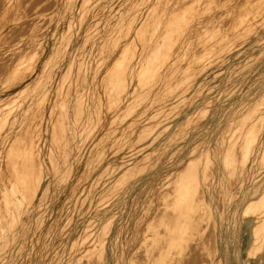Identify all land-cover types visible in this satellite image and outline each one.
<instances>
[{
    "label": "rangeland",
    "instance_id": "374dc122",
    "mask_svg": "<svg viewBox=\"0 0 264 264\" xmlns=\"http://www.w3.org/2000/svg\"><path fill=\"white\" fill-rule=\"evenodd\" d=\"M162 2L71 0L68 3V0H57L47 10L28 7L29 18L15 27L17 32L25 31L34 22L31 17L35 16L40 25L33 31L36 38L32 39L33 33L29 30L11 42V27L4 31L0 38V99L4 102L1 115L11 118V143H15L10 144L11 150L20 149L24 138L27 141L36 138L40 121L44 138L40 142L39 161L43 168L40 190L32 199L22 200L21 218L0 232V264H50L40 255L54 235L55 220L60 214L70 215L74 223L85 225L75 235L86 231L107 236L106 241L112 238L109 264H130L131 261L134 264V260L135 264L157 262L162 229L156 213L161 212L159 197L162 194H170L173 202L170 205H174L168 226L171 233L166 238V243L174 239V248L172 256L160 264H206L209 260L206 255L211 252L212 239L217 234L202 196H206L203 191L214 172L217 183L210 187L215 191L217 212L221 197L226 198V213L217 215L218 219L224 216L220 221L223 238L218 243L220 264H240L244 260L255 264L257 258H260L259 264H264V217L253 220V229L259 230L253 235V241L250 229L245 228L248 218L243 211L244 201L258 196L257 192H244L254 186L261 189L264 185V52L259 54L255 46L250 51L252 57L242 52L235 57L227 54L226 59L234 60L232 69L238 71L234 73V81L223 80V63L216 65L218 59L213 56L216 62L205 61L198 72L207 76L208 84L185 90L186 76L196 72L194 66L198 57L208 55L205 50H196L201 44L206 47L220 40L219 26L207 33L205 30L225 16L220 14L213 24L202 16L181 41L175 39L172 63H177L170 67L169 61L163 63L161 59L170 45L165 32L174 26L172 16L166 11L169 4L161 7ZM177 3L175 13L181 17V22L176 31L185 28L189 16L197 13L205 0H177ZM238 4L240 1L237 8ZM13 7L9 9L11 13ZM41 14L51 16L43 22L39 20ZM158 18H162L161 21ZM147 26L154 32L145 40L143 31ZM214 30L216 32L212 33ZM173 36L180 37V34ZM252 44L253 39L246 46ZM25 48L30 57L27 61L34 62V66L17 73V77L23 76L21 82L9 86L7 73L12 58ZM53 49L57 51L54 58ZM153 52L156 57L150 55ZM116 57H119L117 69L110 74L111 92L108 96L103 94L102 100L98 95L99 81L112 68ZM125 66H128L126 72ZM146 68L144 74H139V69ZM182 90L186 94L182 104L186 114L174 113L169 103L175 100L174 94ZM9 93L11 97L7 98ZM159 97H163L164 102L159 101ZM101 103L106 115L105 126L110 128L106 133L115 135L111 138L115 144L105 149L104 158L92 171V178L84 180L79 178L84 159L105 133V129L95 124L101 114ZM176 121L180 127L170 129ZM132 124L135 129L131 128ZM62 133L64 137L60 140ZM63 141L67 143L65 146ZM153 142L156 144L152 145ZM8 158L15 161L18 153H11ZM233 158L235 162L231 161ZM188 171L196 174L198 182V194L192 202L180 197L185 192L178 196L179 184L188 180ZM72 187H75L74 192ZM221 188L226 192L222 194ZM167 231L164 229L163 233ZM71 235L67 231L54 235L51 241L58 245L59 251L63 247L68 251ZM254 247L255 251L249 254Z\"/></svg>",
    "mask_w": 264,
    "mask_h": 264
},
{
    "label": "bare ground",
    "instance_id": "6f19581e",
    "mask_svg": "<svg viewBox=\"0 0 264 264\" xmlns=\"http://www.w3.org/2000/svg\"><path fill=\"white\" fill-rule=\"evenodd\" d=\"M56 1L57 0H0V9L2 7H4L3 11L2 12L0 11V30L2 28H4V30L2 32L0 31V38L1 37L3 38L4 31L8 30L10 27H11V36H12L11 42L15 38L20 36L21 34H23V33L25 34V32H29V30H30L31 34L33 33V35L31 36L32 39L36 38V36H35L36 33H34V32L39 29L40 25L36 23L37 18L35 16L31 17L34 19V22L30 26H28L25 29V31L17 32L15 30H17L18 28H15V27L19 26L22 22L26 21L29 18L28 14L30 13V11L27 9L28 7L35 8L38 6L37 8L40 11L44 10V9L47 10V9L51 8L53 5H55ZM70 1L71 0H68V3H70ZM238 1H240V4L242 3L241 5L238 4L239 8H237V5H236L238 3ZM160 4H161V7H165L169 4V6H167L166 11H168V13H170V15L172 16L171 17L172 18V24L174 26L171 29H167L165 32L166 40L168 39L170 41V45H169L167 52L165 53L164 57L161 59V62H163V63H165L166 60L169 61L168 65L170 67H172L173 65H175L177 63V62L172 63V61H173V55L172 54H174L175 50H176L175 39L181 41L184 38L186 32L188 33V30L190 31V29L195 26L194 24H195L196 20L201 18L202 16H205L207 18V20L212 22V24L215 20L218 19L220 14L224 13V16H225V17L220 18L216 25H212L209 29L205 30L207 33L208 31H211V29H214L216 26H219L217 30H218L219 35H220V38H219L220 40L213 41V42L209 43L206 47H204V44H201L200 45L201 47L198 48V50H196V52L205 50L208 52V55H205V56L201 55L198 57L197 64H195V66H194V69L196 70V72L193 74L191 73L188 76H186L187 78L185 80V85H186V87L184 88L185 90L192 89L196 86L203 87L204 85L208 84V82L210 80L207 78V76H204L203 74L199 75V73H198L199 71L202 70V68L204 67V63L207 60L216 62L215 59H218L215 64L219 65V64L223 63L222 66L225 68V75L223 76V80L234 81L235 80L233 77L234 73H237L238 71L232 69V65L234 64V62H233L234 60L226 59L227 54H231V55H233V57H235V56L239 55V53L242 52L243 54H247L246 55L247 57H252V54L250 53V51L253 48H255V46L258 47L257 52L259 54L264 52V44H263L264 43V0H205V3L200 6V10L197 13L193 14L192 16L191 15L189 16V21L188 22L186 21L185 28L180 29L178 31H176L175 28H177V26L180 24L181 17L175 13L176 8L179 6V4L177 3V0H163L162 3H159V6H160ZM13 6L15 7V9L11 13V11L9 9ZM159 6H158V10L160 8ZM170 7H174V8H172L170 10ZM222 8H224V10H221ZM183 11H185V9ZM153 14H155V12ZM172 14H174V15H172ZM50 16H51L50 14H41L39 16V20L44 22ZM161 19L162 18H160L159 20L161 21ZM198 23L199 22L196 23V27H197ZM155 25H156V23H155ZM159 25H160V23H159ZM161 25H163V23ZM42 26H43V24H42ZM147 27L143 31V33H144L143 35H144L145 40H146V38L149 37V35H151L152 32H154V31L149 30V26H147ZM157 27H159V26H157ZM13 28H15V29L12 30ZM141 28L142 27H140V31L142 30ZM152 28H153V26H152ZM161 28H162V26H161ZM138 31H139V29H138ZM215 32H216V30L212 31V33H215ZM155 33H156V31H155ZM158 33H159V31H158ZM174 33H179L180 37H174L173 36ZM157 35H159V34H157ZM252 35H253V37H252ZM162 36H160V37H162ZM131 38L133 39V37H131ZM152 38H153V36H152ZM154 39H155V37H154ZM250 39L251 40L253 39L254 44H252V46L249 45V47H248V46H246V43H249L251 41ZM4 40H7V39L4 37ZM131 41L132 40H130V43H131ZM143 41H141V43H144ZM166 44H167V41H166ZM198 46L199 45H196V47H198ZM129 47H131V46H129ZM155 47H156V45H155ZM246 47H248V48H246ZM25 50H26V48L22 52H20V54L18 56L14 55L12 58L11 67L9 68V72L7 73V79L10 82L9 86H11V84L15 85V84H19L21 82L23 76L17 77V75H16L17 73L26 71L27 67L32 66L31 68H33V66H34V62L27 61V59L30 57L28 55V52ZM52 53H53L52 58H54V56L57 54V51L55 49H53ZM219 53H223V55H219ZM126 54H127V52H126ZM153 54H154V52L150 55H153ZM123 55L124 54H122V56ZM154 56L156 57L155 54H154ZM213 56H216L215 59H213L214 58ZM120 58H122V57H120ZM128 58H129V56H128ZM123 59H124V57H123ZM123 59H121V60H123ZM153 59L154 58L152 57V61H153ZM118 60H119V57H116V60L113 62L112 66H111L112 68L108 69V71L104 74V76L99 81L100 90H99L98 95L102 100L104 97L103 94L108 96V93L111 92L110 91L111 90V83L113 82V80L111 79L112 76H110V74L112 73L113 70H115L116 63ZM125 61H126V59H125ZM47 63H49V62H46V64ZM139 63H140V61H139ZM121 65H124V64L121 63ZM158 65H159V63L156 66H158ZM119 67H121V66H119ZM122 68L121 69L119 68V69L122 70ZM134 68H135V66H134ZM127 69H128V66H125V72ZM147 70H148L147 68L143 69V71L139 69V74H141V73L144 74L145 71H147ZM42 72L45 73L46 71H43V69H42ZM131 74H129V75H131ZM154 74H152V75H154ZM152 75H150V76H152ZM160 76H161V74H160ZM124 78H125V76H123V80H124ZM132 78H133V76H132ZM117 79H118V77H117ZM128 79H130V78H128ZM263 83H264V80L262 81V84ZM114 87L115 86H113V88ZM124 88L125 87L122 86L121 90H124ZM183 91L184 90H182L180 93H175L173 98H175L176 101L174 100V101L169 103V105L172 106L171 110L174 113L186 114V110H184V108L182 106V104L185 102L183 100L185 99V96H186V94H183ZM114 92H115V90H114ZM58 94H59V92H58ZM64 96L66 98V93L64 94ZM10 97H11V93H9L7 95V98H10ZM163 100H164L163 97L162 98L159 97V101L164 102ZM179 100H181L182 102H179ZM2 102H3V100L0 99V155L2 158V159L0 158V232H3L4 228H6L9 223H10V225H11V222H13L12 224H16V222L21 218L20 212H21L22 200L24 198L32 199V197L36 193H38V191L40 190V183H41V178H42V174H43V168H42V165L39 161L41 159L40 142L44 138V136L42 138V129H41L42 123L40 121L37 125L36 138L29 139V141H27V139L24 137H28V136H24V137L21 136L22 138H24V140H22L23 146L20 149L17 148L16 150H11L12 146H10V144L13 143V142L11 143V137H12L11 136V118H8L7 116L5 117L4 115H1V113L3 111V105H4V102L3 103ZM76 103H79V100H76ZM75 107H77V104ZM102 108H103V104L101 103V107L99 109L101 111V114L99 115L95 124L97 126H100L101 129H103V130L105 129V133H103V138L98 143L93 145L92 148L88 151V154H87L86 158L84 159L85 164H84V168H83V173H82V175L79 176L80 179H84V180L85 179H91L92 178L91 177L92 171H94V169L98 166V163L104 158L105 149L107 147H109L111 144L112 145L115 144L114 140H111V138H114L115 135L114 134L111 135L110 133H106L107 130H110V128H106V126H105L106 115L103 111L104 108L103 109ZM224 111H225V109H224ZM131 112L132 111L129 110L128 114H131ZM52 114H53V118L51 115L50 120L52 119V128H53L54 127L53 125H55V124L53 123L54 122L53 121L54 113H52ZM19 115L17 114V116H19ZM170 115H171V113H170ZM38 119H39V117H38ZM179 127H180V123H179V121H176V122H173V125L171 126L170 129H178ZM63 128H64V126H62V129ZM131 128L135 129V126L132 124ZM115 129H116V127H114V130ZM54 131L55 130H53V132ZM59 135H61V137H59V138H60V140H62V138L64 137V134L62 133ZM17 136H18V134H17ZM54 136H55V134H54ZM155 139H157V138H155ZM16 141H14V142H16ZM128 141L130 143V142H132V139L129 138ZM63 142H64L63 145L65 146L67 143L65 141H63ZM59 143L60 142L58 141V144ZM14 144L15 143H13V145ZM154 144H156V143L153 142L152 145H154ZM19 145H20V143H19ZM261 145H263V144L261 143ZM262 147L264 148V146H262ZM140 150H138V151H140ZM11 153L12 154L18 153V159L15 161H11V159L8 158V157H11ZM134 155H132V156H134ZM23 159H25V160H23ZM224 159L226 160V158H224ZM245 160H246V158L244 159V161ZM231 161L235 162V158H233ZM37 162H38V164H37ZM195 175H196L195 173L188 171L187 172L188 180L182 181L179 184L178 196H179V193L185 192V195L182 196L180 194L181 195L180 197L186 202L194 201V199L196 198V196L198 194V182H197V177H195ZM216 176H217L216 172H214V174H211L210 182L207 185V188L204 189V191H203L206 196H204V195L202 196L203 202L208 207V213L211 215V218L213 217L212 221H213L214 226H215V234H217V236L212 239L214 244L212 246L211 252L206 255V257L209 258V260L206 261V264H220L221 263L220 257L218 256V254L220 252V250H219L220 246L218 245V243L220 242V239L222 241V238H223L221 235L222 230L220 228V221H222L224 219V216H221L218 219L217 215L218 214L224 215L226 213V210H224L225 209V206H224L225 200L224 199H226V198L221 197V199H220V202H221L220 210L217 212V208L215 206V204H216L215 203V197H214L215 191H214L213 187L212 188L210 187L211 185H214L217 183ZM257 187L258 186H254L252 188V190L247 189L244 192V193L248 192L250 194L257 192V195H258L257 197H254V198L248 197L244 201L245 207L243 210L244 211V217L248 218V221H246V219L243 218V221L244 222L246 221L245 222V228H247L248 230L250 229L249 231H251L253 241H254V236L259 233V230L257 231V229H255V230L253 229V226H254L253 220L257 219V218L260 219V218L264 217V185L261 187V189L260 188L258 189ZM74 190H75V187H72V192H74ZM43 191H42V193H43ZM220 192L223 194L226 191H224V189L221 188ZM88 197H89V195H88ZM228 200H229V198H228ZM88 203H89V200H88ZM159 204L161 205L159 208L161 212L156 213V219L158 222V226L162 229V233H160V238H159L160 242L157 245L158 261L157 262L156 261H146L145 264L163 263V261H167L173 254L174 239H172V241L170 240L168 243H166V238H169V235L171 233V230L168 229V226L171 225V215L173 213L172 209L174 208V205H172V206L170 205V204H173V202L170 198V194L169 195L162 194L159 197ZM73 206H75V203L73 204ZM94 206H95V204H94ZM189 207L191 208L190 204H189ZM179 209L183 210V208L180 206H179ZM184 209H188V208L185 207ZM88 212H89V210H88ZM250 212H251V215H249ZM246 214H248V215H246ZM83 215H84V213L81 216L83 217ZM89 215H91V214H89ZM89 215H87V216L89 217ZM69 216L70 215L67 216V215L60 214L58 216V218L55 220L56 225L53 229L55 236L56 235L57 236L62 235L67 231L70 234H73V235L68 237V239H69L68 251H66V247H63L62 251L58 250V245L56 243L52 242L53 238H54V235L52 234V237L48 240L47 244L44 246L43 253L40 255L42 257V259L46 260V262L50 263V264L53 261H55V262L57 261V264H109L107 259L112 258V255L109 254L111 251L110 250L111 246L113 245L112 238L108 237L107 241H106L105 239L107 236L101 237L99 233H96V232L95 233H89L86 231L84 233L82 231L81 233H78L75 235L76 231L79 232V229L81 227H85V225L81 226L82 223H79V225L77 223H74L71 216L70 217ZM63 217H65V219L63 221H61L63 219ZM65 221H66V223H65ZM263 225H264V218H263L262 226ZM257 227H258V225L256 226V228ZM171 228H172V226H171ZM164 229L166 231L168 230L167 233H165V234L163 233ZM108 241H109V244H108ZM253 241H252V243H253ZM54 245H56V246H54ZM250 247H252V246H250ZM255 249H256L255 247H254V249L253 248L250 249L249 254L251 251L254 252ZM223 254H224V252H223ZM222 259H224V258H222ZM131 262H130V264H131ZM259 263H260V258H257V262L255 261V264H259ZM134 264H135V260H134ZM138 264H142V263L138 262ZM240 264H249V261L244 260Z\"/></svg>",
    "mask_w": 264,
    "mask_h": 264
}]
</instances>
